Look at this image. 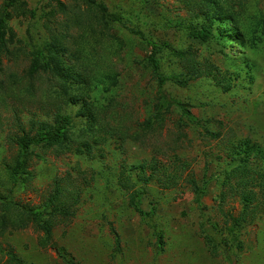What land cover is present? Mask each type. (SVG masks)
I'll return each instance as SVG.
<instances>
[{"label":"rangeland","instance_id":"obj_1","mask_svg":"<svg viewBox=\"0 0 264 264\" xmlns=\"http://www.w3.org/2000/svg\"><path fill=\"white\" fill-rule=\"evenodd\" d=\"M61 1L19 0L0 40V264H264V0H95L123 23ZM141 36L194 121L161 107ZM58 114L67 149L20 147ZM43 208L50 237L23 214Z\"/></svg>","mask_w":264,"mask_h":264},{"label":"trees","instance_id":"obj_2","mask_svg":"<svg viewBox=\"0 0 264 264\" xmlns=\"http://www.w3.org/2000/svg\"><path fill=\"white\" fill-rule=\"evenodd\" d=\"M54 1L56 4V7L58 8L60 12L66 11L67 9L66 4H64L61 0H54ZM78 1L84 6H88V8L87 7L86 8L89 9L90 11L94 10L95 13L104 15L113 22L123 23L121 15H118L115 13H108L109 11L107 7L104 5V3H98V2L96 3L95 0H78ZM18 2L19 0H5L0 5V40H2V37L4 35V28H5L6 22L9 18H11L10 8L13 7L14 5L17 6ZM81 11L82 10L80 9L78 13L80 14ZM85 21H88V19ZM128 30L132 33L141 35L139 31H134L132 28H128ZM193 31L195 32L194 37L198 39L205 40L208 37V31L204 27L200 29L194 28ZM141 37L144 40H146L148 45H150L151 51H150L148 59L151 65L152 75L158 84L157 99L160 101L161 107L164 109H168L172 106L173 107L175 106L179 108L182 115L187 120L194 121L195 117L192 114V111L188 104H185L183 102H180L178 100L171 98L166 92L162 90V85L164 81L166 80V77L161 75L158 71L159 67H158L156 57H155L157 53L156 51L157 46L151 40L150 37H146V38L144 36H141ZM39 56H42V55L39 54ZM37 66H38V62L37 60H35L34 64L31 66L32 67L30 70L31 74L35 73ZM188 72L189 74L194 75L195 77H199L203 74V70L194 69L193 67L188 68ZM206 73H207V76L214 74L212 70ZM35 125H36V128H35L34 134L30 135V137L28 135L21 136L19 140V145L22 149L26 150L32 144H40L46 148H54L56 149V151L67 149L68 142L72 137V133L70 131L69 117L67 115L58 114L53 118V122H48V123L34 122L33 127H35ZM211 135L212 137L216 138L218 137L219 134L211 133ZM257 153L260 155H264V152L261 150H258ZM261 159L264 161V156L261 157ZM25 168H26V162L25 160H22V162L18 163L11 170L10 177H12L15 182L21 181L20 176L22 173L25 172ZM192 186H193V191L195 192V195H196L195 200L196 202L199 203L204 194V190L200 189L195 184H192ZM57 199H58V196L57 194H55L52 197L51 202L54 203L57 201ZM250 201H251V198L249 197V193L241 195V199H239V206H240L239 213L240 214L241 212H245L249 208V206L251 205ZM132 203L134 204L135 208L137 209L139 213H141L142 215H146V213H144L139 207L140 200L138 197L137 198L132 197ZM42 211H45V208H43L39 212L33 211L31 209L30 210L23 209V214L25 215L26 217L25 220L27 222H30L34 225L42 226L45 232L47 233V236L50 237L53 222L50 219H47L44 222L42 218L43 216L47 215V213L42 212ZM154 211H155V206L153 204H150V210H149L150 217L153 216ZM43 223L45 224L43 225ZM25 225L26 223L23 224V226ZM243 225H244V220L242 217L239 219H236L233 223H231V225H227V222L224 224L226 232L229 235V239L231 240V243L232 244L235 243V247L238 250H244V247L240 244V241L237 238L236 228L238 229L240 226H243ZM11 259L16 261V263L19 262L18 258L14 254L11 255Z\"/></svg>","mask_w":264,"mask_h":264}]
</instances>
